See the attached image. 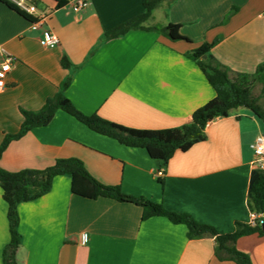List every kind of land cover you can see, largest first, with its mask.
Returning a JSON list of instances; mask_svg holds the SVG:
<instances>
[{"label":"crops","instance_id":"1","mask_svg":"<svg viewBox=\"0 0 264 264\" xmlns=\"http://www.w3.org/2000/svg\"><path fill=\"white\" fill-rule=\"evenodd\" d=\"M32 1L49 14L41 28L0 0V45L15 59L0 92V148L8 135L20 132L22 112L40 111L69 78L64 93L86 115L162 130L190 123L216 96L188 53L220 39L210 54L233 73L253 74L264 63V0L164 2L145 26L179 25L176 41L144 30L105 39L108 31L145 11L143 0H87L83 10L76 0L64 7L54 0ZM43 29L58 36V47L41 44ZM255 88L263 100L262 85ZM263 132L251 110L234 109L207 125L205 141L178 151L161 167L146 150L98 134L59 111L48 126L12 140L0 166L10 172L42 171L57 160L78 159L101 184L189 213L227 234L236 222H252V146ZM160 169L165 173L159 178ZM19 216L17 264H236L217 257L214 238H189L185 225L162 216L143 220V208L135 204L74 194L69 175L56 177L41 198L20 204ZM10 240L0 187V264ZM236 246L253 264H264V235L241 237Z\"/></svg>","mask_w":264,"mask_h":264},{"label":"trees","instance_id":"2","mask_svg":"<svg viewBox=\"0 0 264 264\" xmlns=\"http://www.w3.org/2000/svg\"><path fill=\"white\" fill-rule=\"evenodd\" d=\"M54 1L57 2L58 7L67 5V0ZM174 1L176 0H143L145 11L108 31L105 39L119 38L133 30L154 31L173 41L180 39L179 25L145 26L158 7L164 2ZM21 14L32 20L29 16ZM219 41L220 39H216L212 43H205L187 54L190 59L197 62L216 93L214 99L194 113L190 123L178 128L141 130L108 121L97 114L86 115L64 93L71 83V78H69L63 84V90L54 98L49 99L40 111L22 112L24 116L22 128L18 134L8 135L4 139L0 148V158L12 140L22 138L34 128L48 126L59 111L68 113L98 134L115 139L127 147L146 150L151 158L161 163V167H166L178 151L186 152L195 144L205 141L207 125L218 118L229 116L234 109L247 108L264 121V110L260 105V97L254 93L255 87L261 84L264 95V63L258 66L253 74L233 73L210 54ZM64 65L66 67L69 65L66 59H64ZM61 175L71 177L72 192L76 195L88 199L106 197L135 204L143 208V220L154 216L166 217L174 224L187 226L189 238H214L215 253L220 260H231L236 264H253L246 253L238 250L236 243L244 236L264 235L259 221L254 225L236 222L233 232L221 234L214 227L199 223L189 213L173 212L162 203L128 195L120 186L101 184L78 159H60L54 166L42 171L10 172L0 166V187L3 190V198L8 204L11 233L10 243L3 253L4 264H17L16 257L22 239L19 232V205L37 200L47 194L52 189L54 179ZM248 204L252 213L264 214V170L255 169L252 172Z\"/></svg>","mask_w":264,"mask_h":264},{"label":"built area","instance_id":"3","mask_svg":"<svg viewBox=\"0 0 264 264\" xmlns=\"http://www.w3.org/2000/svg\"><path fill=\"white\" fill-rule=\"evenodd\" d=\"M8 2L11 6L16 8L19 12L29 16L33 20V24L38 27H43L47 23L49 14L46 12H40L38 6L32 0H4ZM75 5L77 9H86L89 6L87 0H76ZM40 42L44 47L56 48L60 45V39L56 34H54L49 29H43L42 36L40 37ZM15 59L6 51V49L0 45V92H3L7 86V77L12 70V66ZM254 150V161L253 165L255 169L264 170V134H261L256 139L255 144L252 146ZM164 170L160 169L155 172V176L163 177ZM264 220V214L252 213L251 224H256L259 221ZM81 244L87 242L85 236L81 237Z\"/></svg>","mask_w":264,"mask_h":264},{"label":"rangeland","instance_id":"4","mask_svg":"<svg viewBox=\"0 0 264 264\" xmlns=\"http://www.w3.org/2000/svg\"><path fill=\"white\" fill-rule=\"evenodd\" d=\"M260 87V86H259ZM254 93L258 96L260 95V89L255 88ZM260 105L262 106L263 110H264V99L260 101ZM259 118V117H258ZM260 119V118H259ZM260 122L262 124L263 130H264V121L262 119H260ZM264 133V132H263Z\"/></svg>","mask_w":264,"mask_h":264},{"label":"water","instance_id":"5","mask_svg":"<svg viewBox=\"0 0 264 264\" xmlns=\"http://www.w3.org/2000/svg\"><path fill=\"white\" fill-rule=\"evenodd\" d=\"M261 227L264 230V220L261 222Z\"/></svg>","mask_w":264,"mask_h":264}]
</instances>
